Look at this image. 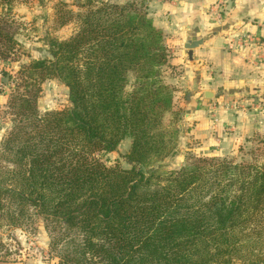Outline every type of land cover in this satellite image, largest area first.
<instances>
[{"label": "trees", "instance_id": "trees-1", "mask_svg": "<svg viewBox=\"0 0 264 264\" xmlns=\"http://www.w3.org/2000/svg\"><path fill=\"white\" fill-rule=\"evenodd\" d=\"M19 1L0 0L1 114L11 117L0 145V227L45 222L60 264H263L264 164L160 163L178 142L162 126L175 90L145 1L76 0L74 12L61 0L60 25L76 22L72 35L13 74ZM52 79L70 105L42 113ZM127 138L130 169L108 166L101 158Z\"/></svg>", "mask_w": 264, "mask_h": 264}, {"label": "crops", "instance_id": "crops-1", "mask_svg": "<svg viewBox=\"0 0 264 264\" xmlns=\"http://www.w3.org/2000/svg\"><path fill=\"white\" fill-rule=\"evenodd\" d=\"M218 1L145 3L170 54L165 81L175 90L174 105L187 111L184 138L227 154L254 136L264 138V0H231L220 22ZM242 36L250 37L244 46ZM195 41L198 48H186Z\"/></svg>", "mask_w": 264, "mask_h": 264}, {"label": "rangeland", "instance_id": "rangeland-1", "mask_svg": "<svg viewBox=\"0 0 264 264\" xmlns=\"http://www.w3.org/2000/svg\"><path fill=\"white\" fill-rule=\"evenodd\" d=\"M60 1L23 0L15 4L14 13L18 23L17 38L22 44V49H19L18 52L20 63H11L7 68L8 71L15 74L21 63L26 65L33 60L45 57L50 40H65L72 35L76 22H72L67 26L60 25L62 17H66L64 15L65 8L62 10L59 6ZM62 1L66 2L69 5L68 8L74 12L80 11L74 5L76 0ZM231 7L230 2V9ZM3 68L4 66L0 62V72ZM4 81V78L0 75V91ZM165 82L167 83V81ZM42 87L43 92L39 100V108L42 113L61 111L69 107V90L64 84L56 79H52L46 81ZM6 101V96L0 93V145L11 127V117L1 114ZM174 112L178 113V115H175ZM186 113L185 108L175 105L173 112L165 114L163 118V129L170 132L175 131L178 137L175 154L169 155L160 162L166 170L174 171L187 166L190 163L188 157L192 156L209 158L228 157L238 163L264 164V138L262 139L258 135L251 138L249 143L241 145L227 154H220V151L218 152L216 147L207 151L201 148L192 138L188 137V140H186L184 134L189 127L184 126L185 128H183L180 126V122H183L186 118ZM130 148L131 140L127 138L122 141L116 152L101 159L108 166L119 165L123 169H130V165L125 160ZM45 225V222L39 221L36 225L28 226L26 229H18L2 224L0 227V264H60L59 259L56 258L55 253L49 247L50 239ZM234 264L243 263L236 262Z\"/></svg>", "mask_w": 264, "mask_h": 264}, {"label": "built area", "instance_id": "built-area-1", "mask_svg": "<svg viewBox=\"0 0 264 264\" xmlns=\"http://www.w3.org/2000/svg\"><path fill=\"white\" fill-rule=\"evenodd\" d=\"M230 2L231 0H219L215 6H214V17H215V20L220 22L222 21L223 17L226 16L229 12V9H230ZM250 40V37H245V36H242L241 38V42H243V45L246 44V42ZM230 47L232 46V43L229 44Z\"/></svg>", "mask_w": 264, "mask_h": 264}, {"label": "water", "instance_id": "water-1", "mask_svg": "<svg viewBox=\"0 0 264 264\" xmlns=\"http://www.w3.org/2000/svg\"><path fill=\"white\" fill-rule=\"evenodd\" d=\"M201 43H198L197 41L191 42L190 44L186 45V48L189 50L196 49L200 46ZM206 98H210L207 94L205 95ZM190 95L187 96V99L189 100Z\"/></svg>", "mask_w": 264, "mask_h": 264}]
</instances>
